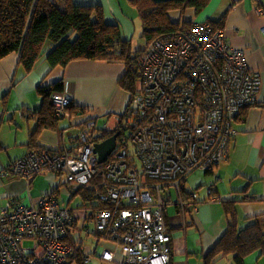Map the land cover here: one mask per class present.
Listing matches in <instances>:
<instances>
[{
	"label": "built area",
	"instance_id": "2783aa9c",
	"mask_svg": "<svg viewBox=\"0 0 264 264\" xmlns=\"http://www.w3.org/2000/svg\"><path fill=\"white\" fill-rule=\"evenodd\" d=\"M138 64L135 91L105 161H98L95 144L114 133L87 120L73 145L31 147L5 174L29 179L47 170L77 186L97 182L95 196L104 207L94 213L95 230L118 243L124 263L170 264L166 189L177 191L184 213L183 182L229 158L238 132L234 122L257 102L261 75L249 68L244 49L209 21L152 41ZM52 97L56 115L68 117L74 101L68 82ZM74 220V210L62 206L55 192L32 204L10 199L0 205V264H69ZM115 253L104 250L101 257L111 261Z\"/></svg>",
	"mask_w": 264,
	"mask_h": 264
},
{
	"label": "crops",
	"instance_id": "0c3cea01",
	"mask_svg": "<svg viewBox=\"0 0 264 264\" xmlns=\"http://www.w3.org/2000/svg\"><path fill=\"white\" fill-rule=\"evenodd\" d=\"M56 1L65 4L68 0ZM72 1L82 5H100L106 20L117 24L126 39H132L136 22H141L142 26L138 10L130 0ZM172 17L192 22L221 23L219 27L223 28L228 42L244 49L249 68L261 75L257 102L245 107L234 123L238 132L229 158L213 170L198 169L187 178L184 193L191 203L190 211L186 215L181 211L178 197H169L164 205L171 236L170 264H204V257L215 248L226 231L228 217L224 204H235L241 228L258 222L264 232V36L261 31L264 27V0H210L198 15L187 9L183 16L177 12ZM124 70L122 64L81 60L66 69L56 67L50 71L48 61L42 57L34 69L26 71L15 52L0 61V185H5L6 197L20 198L23 203L32 204L41 196L30 197L25 180L2 173L11 161L28 151L32 138L35 144L56 149L73 145L86 120L105 117L106 120L101 126L97 124L98 127H107L110 131L117 128L119 113L126 104L127 93L118 84ZM45 77L46 83L65 79L74 103L83 105L89 112L73 116L71 120L68 118L70 115L63 117L59 120L58 129L44 128L36 133V113L42 103L37 88ZM71 126L80 127L76 136L70 132ZM78 187L68 184L69 198L61 201H67L66 206L75 212L68 238L74 247L69 264H125L123 254L111 245V240L95 230V206L100 201L96 196L86 200L78 193ZM170 189L173 190L172 187L166 189L167 193ZM213 197L216 200L212 201ZM72 201L76 202L75 206L71 205ZM88 239L92 242H87ZM104 250H116L114 260L102 258ZM220 263L234 264L230 257L220 260ZM244 263L264 264V256L255 251L245 258Z\"/></svg>",
	"mask_w": 264,
	"mask_h": 264
},
{
	"label": "trees",
	"instance_id": "16d2710c",
	"mask_svg": "<svg viewBox=\"0 0 264 264\" xmlns=\"http://www.w3.org/2000/svg\"><path fill=\"white\" fill-rule=\"evenodd\" d=\"M130 2L137 8L142 21V36L146 44L139 49L132 47L131 39L123 36L117 24L106 20L100 5H82L72 0L65 4L56 0H0V61L15 52L26 71L34 69L42 57L48 61L50 71L56 67L66 69L72 63L81 60L122 64L125 70L119 77L118 84L128 93L129 103L135 91V80L139 77L138 60L144 50L152 41L177 35L193 23L186 19H175L172 17L174 14L178 12L183 16L187 9H192L198 15L208 6L210 0H130ZM218 26H221V23ZM46 77L37 88L42 103L39 112L36 113L38 120L36 133L44 128L58 129L59 120L63 118L56 115L52 96L54 93L65 91L67 82L60 78L46 83ZM67 110L70 120L73 116L89 112L86 107L75 104L74 101ZM125 111L119 113V117H123ZM118 130L119 128L111 134ZM35 143V139L32 138L29 148L49 149L45 145ZM11 162L3 169V174ZM45 172L48 171L44 170L29 179L20 177L19 179L25 180L29 188L34 178ZM55 172L57 176L61 174ZM97 184L95 182L91 186H79L77 191L86 200H92L95 198ZM184 185L185 182L182 185V196L185 200L186 215L190 211L191 203L184 193ZM58 188H54L52 192H59ZM102 207L104 205L100 203L95 206V210ZM224 208L228 217L226 231L215 248L204 257V264H221L220 260L228 257L232 258L234 264H245V258L255 251L264 256V232L259 223L254 222L241 228L235 204L226 203Z\"/></svg>",
	"mask_w": 264,
	"mask_h": 264
},
{
	"label": "rangeland",
	"instance_id": "374dc122",
	"mask_svg": "<svg viewBox=\"0 0 264 264\" xmlns=\"http://www.w3.org/2000/svg\"><path fill=\"white\" fill-rule=\"evenodd\" d=\"M131 43H132V47L134 49L142 48L146 44L145 38L142 36L141 22H140V24L138 22H136L135 29L133 30V33H132ZM137 80H138V78L135 80V84H136ZM124 92L127 93L126 91H124ZM125 96H126V104L123 106L122 110L120 111L121 113L126 110L127 103H128V93L125 94ZM104 120H106L105 117L96 119L98 126H101L103 124ZM234 123H236V121ZM123 124H125L124 119H123ZM79 130H80V127H77V126H71L70 127V132H74L75 136L78 134ZM57 175L58 174L55 171H48V172H45L43 174L38 175L35 178V182L33 183V185H30V187L28 188L29 191L26 189L27 194L30 197L36 196V195H43V194L51 193L54 188L59 187L58 189L60 190V192L59 193L55 192V193L58 194V199L60 200V202L64 198L66 200H68L69 197H67L68 196L67 185L70 183H68V181L66 180V177L63 174H59V176H57ZM5 190H6L5 185L1 184L0 185V205L4 204L6 201L8 202L11 199L10 197L8 198L5 196V193H6ZM167 194L171 198H177L178 197V193L175 189H173V190L170 189V192L168 191ZM166 198H168V196ZM75 204H76L75 201L71 202L72 206H75ZM61 205L66 206L67 201H65L63 203L61 202ZM90 225L92 227H94V225H92V224H90ZM88 241L90 243L92 242L91 239H88L87 242ZM30 243H31V241H26L27 245ZM110 243L114 248H118V243H116L114 241H111Z\"/></svg>",
	"mask_w": 264,
	"mask_h": 264
},
{
	"label": "water",
	"instance_id": "95a60500",
	"mask_svg": "<svg viewBox=\"0 0 264 264\" xmlns=\"http://www.w3.org/2000/svg\"><path fill=\"white\" fill-rule=\"evenodd\" d=\"M120 132H116L101 142L95 144V152L98 154V161H105L116 145V138Z\"/></svg>",
	"mask_w": 264,
	"mask_h": 264
},
{
	"label": "flooded vegetation",
	"instance_id": "af4514ba",
	"mask_svg": "<svg viewBox=\"0 0 264 264\" xmlns=\"http://www.w3.org/2000/svg\"><path fill=\"white\" fill-rule=\"evenodd\" d=\"M209 22L213 23L212 21H209ZM213 24H214V23H213Z\"/></svg>",
	"mask_w": 264,
	"mask_h": 264
}]
</instances>
